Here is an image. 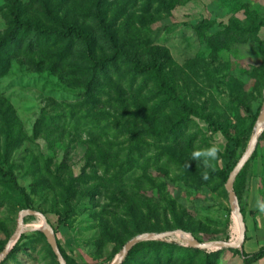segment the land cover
Returning a JSON list of instances; mask_svg holds the SVG:
<instances>
[{"label": "rangeland", "instance_id": "obj_1", "mask_svg": "<svg viewBox=\"0 0 264 264\" xmlns=\"http://www.w3.org/2000/svg\"><path fill=\"white\" fill-rule=\"evenodd\" d=\"M22 1L26 20L45 32L11 38L9 2L0 0V256L14 243L1 264H60L42 218L25 216L14 239L26 210L47 217L73 264H113L134 237L176 231L241 245L201 254L186 251L175 234L141 241L128 264H158L162 255L164 264H247L243 253L264 247V214L255 207L264 199V129L233 184L243 241L217 173L231 175L260 131L264 0H168L149 24L140 16L143 1L121 0V24L140 28L161 49L142 52L147 44L120 31L118 46L128 45L119 69L110 63L106 74L94 63L115 53L107 36L114 12L98 21L99 0H52L63 7L57 22L40 4ZM64 21L79 24L93 46L66 36ZM163 61L179 99L141 71ZM212 145L220 151L209 166L191 158Z\"/></svg>", "mask_w": 264, "mask_h": 264}, {"label": "trees", "instance_id": "obj_2", "mask_svg": "<svg viewBox=\"0 0 264 264\" xmlns=\"http://www.w3.org/2000/svg\"><path fill=\"white\" fill-rule=\"evenodd\" d=\"M31 1L33 3L40 4V6L43 9V11L45 12L46 16H48L52 20H55L58 22L60 19V15L63 14L61 12L63 7H59L58 5H54V2H52V0H31ZM66 1L70 2L71 0H65V2ZM133 1H134V4H136V5L138 3H140V0H133ZM167 1L168 0H141L142 5H143L141 9H143V11H142L140 16L142 17V19H146L147 24H149V21L152 23L154 20L157 19L156 17H158L159 14L161 13L162 5H165V3ZM173 1L174 0H170L169 3L173 2ZM8 2H9V8H10L11 24L14 27V30H13L14 35L11 36V38H14L15 35L18 34V32H20L22 30H26V31L36 30L39 33L45 32V30L43 28H41L38 23H34V22L29 21V20H26L25 10L23 8V1L22 0H8ZM122 2L123 1H121V0H99V2L97 4L99 12H98V14L94 15L95 19H97V20L100 19L102 21H106L108 15L104 14L103 11H105V13H108L111 11L114 12L115 17H110L109 22H111V23L109 26H111V28H109L110 32L108 33L107 36L114 43L115 53L113 54V56H111L109 58H102L99 61H96L94 63V68H95L94 70L96 72L101 71V72H105V74H106V71L108 70V66L110 65V63H116V66H118V69H119V66L121 64H118V61L124 56L123 51L126 49V46L128 45V41H127L126 46H118V34H120V31L124 30L127 32V34H125L124 38L129 37L130 39H133V40L136 39L139 41V43L141 45L144 43L147 44L146 45L147 48L143 49L142 52L145 50V53H147L148 50L150 51V50L161 49V47H158V46H151L150 45L151 41H150V39L146 38V35H138V34L142 33L140 28H129V26L126 23L127 21H125L123 24H121L122 19L126 18L125 15L127 14V10H126L125 6H123L121 4ZM60 3H59V5H60ZM157 3H158V6H156ZM103 7L105 8L104 10H102ZM147 17L149 18V20L147 19ZM63 26L66 29V36H70L72 41H73V39L77 38V40L80 39V40L84 41L87 46H93V42L95 39L90 34H88L79 24H77V23L69 24V23H66L64 21ZM112 26H114V27L112 28ZM260 26H264V21H261ZM253 29L256 32L258 28H253ZM107 30L108 29H105V31H107ZM112 30H114V31H112ZM12 41H14V40H12ZM91 50H92V47H91ZM165 61H163L161 63H158V62L150 63V64L145 65L144 69H142V68H139V69H142L141 70L142 72L154 74L157 78H160L159 81H160L162 87L164 88V93L167 94L168 98L175 99V98H177L176 92L174 90H171L168 87L170 82H171V77L169 76V74L167 75V73H165V68H166V66H164V63H166ZM141 71H137V72H141ZM111 83H115V79H113L112 76L110 78H108V84H111ZM106 84L107 83L102 84V85L106 86ZM91 93L92 92L90 91L89 95ZM124 94H125L124 91H121L119 95H124ZM177 99H179V98H177ZM122 102H124V100H122ZM182 103H184V102H182ZM187 108L188 107H186V105L184 104L183 109L187 110ZM194 113H196V112L194 111ZM207 118L209 120H211V118H209V117H207ZM0 160H1V157H0ZM4 174L9 176L12 174V171L5 172ZM217 175L223 184L227 183L229 180V177H230V175L227 174V172L225 170L218 172ZM13 179H16V177H13ZM237 193H240L239 190L237 191ZM59 246H60L61 251H62L65 259L67 260L68 264H73L71 262L70 258L66 255L63 247L60 244H59ZM136 246L130 251L129 255L127 256V259L122 264H128L130 262L132 256L133 257L135 256V254L138 251V247H136ZM0 248H1V250H3L4 243L1 244ZM186 251H194L196 253L198 252L201 254L204 253V250L198 249V248H193V247H190V248L188 247ZM243 254H244V256H246L245 257L246 263L252 264V263L257 262L258 260L264 258V247H262L259 250V252L252 254V256H250L248 254L246 255V253H243ZM210 255H212V254H209L207 256H210ZM164 258H165L164 255L159 257L158 264H164L163 263ZM172 259H174V257L172 255H170V260H172Z\"/></svg>", "mask_w": 264, "mask_h": 264}, {"label": "water", "instance_id": "obj_3", "mask_svg": "<svg viewBox=\"0 0 264 264\" xmlns=\"http://www.w3.org/2000/svg\"><path fill=\"white\" fill-rule=\"evenodd\" d=\"M259 125H260V131L255 136L251 148L249 149L248 153L243 158V160L237 165L235 170L230 175L228 182L226 183V188L229 192L230 199L232 202V206L238 213V220H239V223L241 226V239H242V241L245 239L246 227H245L243 215H242L240 207H239L237 194L233 188V184H234V180H235L237 174L241 171V169L244 167L246 162L251 157V155L254 151V147L257 143V138L264 129V110L259 117ZM27 215L38 216V217L42 218V220H43V232H44L49 244L51 245L53 251L55 252L60 264H68L67 260L65 259L64 255L61 251V248H60L59 243L57 241V238L55 236L54 229L49 224L47 217L43 213H40V212H37L34 210L23 211L22 212V218L20 219V222H19L18 231L14 235V239H18V237L24 231V229H25L24 217ZM175 234H179V236L182 237L190 247L198 248V249H202V250H210V249L219 250V249H223L225 247L231 248V247L241 245V242L240 243H234V242H227V241H214V242H210V243H203V242H200L199 240L195 239L194 237H192L191 234H189L185 231L164 232V233H160V234H142V235H138V236L134 237L133 239H131L127 243V245L125 246V248L121 252V256L113 264H122L125 261V259L127 258V256L129 255L130 251L137 244H139L141 241L159 240V239H163V238L168 237V236L169 237L174 236ZM13 244H9L5 248L3 254L0 256V264L5 260V258L9 254V252L12 250Z\"/></svg>", "mask_w": 264, "mask_h": 264}, {"label": "clouds", "instance_id": "obj_4", "mask_svg": "<svg viewBox=\"0 0 264 264\" xmlns=\"http://www.w3.org/2000/svg\"><path fill=\"white\" fill-rule=\"evenodd\" d=\"M220 149L216 145H212L204 150H195L191 153V158L197 161L202 160L203 164L207 167L211 161H215L218 158ZM207 179V175H205ZM255 207L257 210L264 214V199L257 198Z\"/></svg>", "mask_w": 264, "mask_h": 264}, {"label": "bare ground", "instance_id": "obj_5", "mask_svg": "<svg viewBox=\"0 0 264 264\" xmlns=\"http://www.w3.org/2000/svg\"><path fill=\"white\" fill-rule=\"evenodd\" d=\"M42 225H43V224H42ZM234 227H235V226H234ZM234 227H233V228H234ZM237 229H238V230H235V231H236L237 233H239V231H240V230H239V227H237ZM238 236H239V235H238ZM240 236H241V235H240Z\"/></svg>", "mask_w": 264, "mask_h": 264}]
</instances>
